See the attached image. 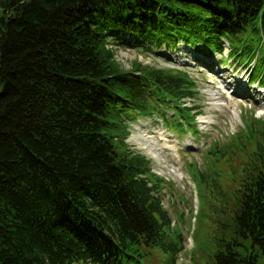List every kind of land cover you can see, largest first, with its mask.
Listing matches in <instances>:
<instances>
[{
    "label": "trees",
    "instance_id": "trees-1",
    "mask_svg": "<svg viewBox=\"0 0 264 264\" xmlns=\"http://www.w3.org/2000/svg\"><path fill=\"white\" fill-rule=\"evenodd\" d=\"M249 27L264 33V0H0V264H129L142 244L175 264L162 177L124 147L123 118L193 96L194 82L121 70L110 37L204 54L226 42L256 62ZM252 162L206 264H264V130Z\"/></svg>",
    "mask_w": 264,
    "mask_h": 264
},
{
    "label": "rangeland",
    "instance_id": "rangeland-1",
    "mask_svg": "<svg viewBox=\"0 0 264 264\" xmlns=\"http://www.w3.org/2000/svg\"><path fill=\"white\" fill-rule=\"evenodd\" d=\"M257 33L250 27L245 33V44L259 56L256 62H238L245 58L230 53L226 42L221 54H204L203 46L192 48L182 41L178 49L147 48L110 37L121 70L133 71L136 65L177 69L194 82L193 96L158 100L148 114L123 118L124 147L143 156L151 172L162 177L151 176L157 184L154 194L170 220L165 236L181 247L175 264H206L220 229L228 233L232 227L230 199L240 179L249 168L253 172L249 163L264 130V33ZM160 132L178 141L174 150L162 148ZM136 252L137 261L129 264H167L170 259L158 246L142 244Z\"/></svg>",
    "mask_w": 264,
    "mask_h": 264
},
{
    "label": "bare ground",
    "instance_id": "bare-ground-1",
    "mask_svg": "<svg viewBox=\"0 0 264 264\" xmlns=\"http://www.w3.org/2000/svg\"><path fill=\"white\" fill-rule=\"evenodd\" d=\"M259 91H262V90L259 89ZM262 92H264V91H262ZM262 96L264 98V93H263ZM200 122L201 123H206L205 120H200ZM171 137H172L171 134H165L164 132H160L159 133L157 138L163 142L162 148H166V149H170V150H174L175 149V147H176L175 143L178 142V141L172 140ZM169 142H173V143H169Z\"/></svg>",
    "mask_w": 264,
    "mask_h": 264
}]
</instances>
